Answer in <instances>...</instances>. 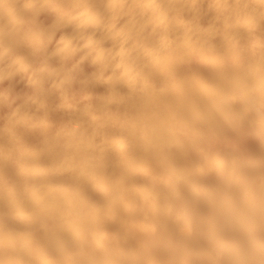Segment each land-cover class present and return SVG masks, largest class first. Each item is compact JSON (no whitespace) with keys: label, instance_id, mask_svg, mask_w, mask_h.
<instances>
[{"label":"bare ground","instance_id":"bare-ground-1","mask_svg":"<svg viewBox=\"0 0 264 264\" xmlns=\"http://www.w3.org/2000/svg\"><path fill=\"white\" fill-rule=\"evenodd\" d=\"M262 0H0V264H260Z\"/></svg>","mask_w":264,"mask_h":264},{"label":"snow or ice","instance_id":"snow-or-ice-1","mask_svg":"<svg viewBox=\"0 0 264 264\" xmlns=\"http://www.w3.org/2000/svg\"><path fill=\"white\" fill-rule=\"evenodd\" d=\"M264 2V0H262ZM262 252H264V226H262ZM219 264H252L248 261H222ZM260 264H264V259L260 261Z\"/></svg>","mask_w":264,"mask_h":264}]
</instances>
